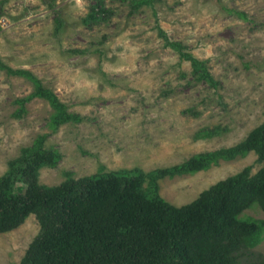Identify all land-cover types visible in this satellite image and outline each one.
Here are the masks:
<instances>
[{
    "label": "rangeland",
    "instance_id": "obj_1",
    "mask_svg": "<svg viewBox=\"0 0 264 264\" xmlns=\"http://www.w3.org/2000/svg\"><path fill=\"white\" fill-rule=\"evenodd\" d=\"M95 2L0 0L1 59L32 71L81 115L51 129V104L28 98L34 84L0 69V177L45 134L44 148L60 157L39 169V181L54 186L122 169L156 172L234 146L264 122V0H154L137 11L128 0H105L111 14L87 23ZM168 41L204 60L217 86L194 78L191 61ZM248 165L254 174L264 162L254 151L220 159L162 177L159 193L185 205ZM242 215L264 219L258 205ZM39 230L31 214L0 233V264L19 263ZM250 252L264 255V231L239 264Z\"/></svg>",
    "mask_w": 264,
    "mask_h": 264
},
{
    "label": "trees",
    "instance_id": "obj_2",
    "mask_svg": "<svg viewBox=\"0 0 264 264\" xmlns=\"http://www.w3.org/2000/svg\"><path fill=\"white\" fill-rule=\"evenodd\" d=\"M95 1L84 20L87 23L111 14L105 0ZM128 1L133 11L154 2ZM168 43L191 61L194 78L217 86L204 60L186 52L180 42ZM0 69L34 84L28 98H44L51 104V129L81 118L32 71L13 68L1 57ZM23 110L18 108L17 114ZM46 137L39 136L35 145L22 148L0 177V233L18 227L31 214L40 224L21 261L8 264H239L243 248L261 241L264 219L242 214L253 205L264 212V166L252 174L248 165L181 206L160 195L158 180L194 173L251 151L264 162V122L234 146L196 154L156 172L122 169L70 178L54 186L39 181V169L56 165L60 157L54 149L44 148ZM247 264H264V255L250 252Z\"/></svg>",
    "mask_w": 264,
    "mask_h": 264
}]
</instances>
